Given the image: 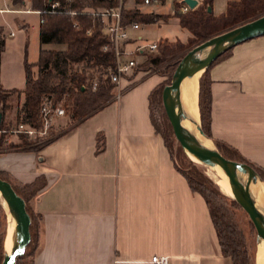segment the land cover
<instances>
[{
	"label": "crops",
	"instance_id": "0c3cea01",
	"mask_svg": "<svg viewBox=\"0 0 264 264\" xmlns=\"http://www.w3.org/2000/svg\"><path fill=\"white\" fill-rule=\"evenodd\" d=\"M1 1L6 5L0 7L5 42L16 33L28 40L38 31L39 43V16L25 12L31 10L24 9L28 0L24 7ZM164 1L152 7L128 0V8L164 16L160 10L169 0ZM198 1V6L204 2ZM227 5V0H213V14L224 15ZM162 23L141 25L128 47L168 39L150 42L139 34ZM181 31L184 40H173L186 44L191 35ZM4 50L5 45L0 65ZM147 54L145 49L141 63ZM155 76L141 79L89 118L67 125L39 152L0 154V171L20 185L40 177L45 182L32 203L38 216L34 264H151L155 256L168 257L169 264H234L221 255L205 199L176 170L153 125L150 95L163 83ZM209 78L213 140L264 169V36L233 48L210 69ZM2 79L0 72L4 90L25 88V83L21 90L6 87Z\"/></svg>",
	"mask_w": 264,
	"mask_h": 264
},
{
	"label": "trees",
	"instance_id": "16d2710c",
	"mask_svg": "<svg viewBox=\"0 0 264 264\" xmlns=\"http://www.w3.org/2000/svg\"><path fill=\"white\" fill-rule=\"evenodd\" d=\"M9 1L14 7H24L25 5V0ZM49 1L28 0V3L31 10L37 11L43 10ZM51 1H59L65 9L76 12L77 15L73 17L69 14L44 15V22L39 29L40 50L38 60L33 64H29L27 61L24 63V90H4L0 85V128L11 129L15 125L23 123L40 129V108L44 100L52 101L54 104L59 103L63 107L68 120L63 121L64 123L58 121L51 127L48 136H54V138L42 142L35 148L26 150L35 153L49 145L67 125H76L89 118L106 107L117 96L115 91L117 86L110 77L111 72L116 69V56L113 51H104V47L110 44V38L105 32L106 23L101 17L81 14L87 11L108 9L114 4L106 0ZM227 1V11L219 17L213 14V0H204L201 6L192 9L187 14L168 16V18L179 19L181 28L187 30L191 35L189 41L186 44L178 41L175 42L176 44L164 40L160 41L158 54H147L145 60L136 69L135 75L141 71L139 70L140 67L145 70L160 69L161 71L162 67L171 61H174L172 65L173 74L187 52L195 46L264 16V0ZM143 2L144 0H136L138 6ZM161 20H163L162 16L144 14L138 7H135L123 11L122 23L124 26L132 23L149 25ZM75 23L77 26H74ZM4 45L5 39L0 28V55ZM45 45L55 46L56 49H43L42 47ZM231 50L224 53L205 70L200 79L199 111L203 126L202 131L227 159L233 160L225 152L230 156L235 155L237 158L233 161L251 166L256 171L259 180L264 182V169L252 165L235 150L213 140L211 131L213 97L209 71L215 64L224 59ZM162 84L150 95L151 116L157 133L161 135L171 153L176 170L187 180L191 190L205 199L219 239L221 255L231 258L234 264H256L257 249L253 254L233 213V209L241 208L240 205L221 193L219 187L207 175L206 166H201L189 158H186L188 159L187 162L180 159L184 168L175 162L169 142V137L174 135L171 124H168L161 131L153 119V101L158 100L160 105L163 104L162 94L166 86H162ZM11 99H14L18 104L15 122L13 123L7 118V113L13 105ZM20 139L21 142L18 147L31 146V142L26 138ZM42 139L38 138V140ZM10 147H17V145L11 144ZM102 148L103 146L99 145V150ZM0 179L10 183L7 179L2 177ZM11 186L17 195L23 199L30 217L31 239L25 248L24 255L17 258L16 264H34V253L38 245V216L32 209V203L45 187V182L40 177L31 184L22 185L21 190ZM6 230L7 214L0 205V264L5 256Z\"/></svg>",
	"mask_w": 264,
	"mask_h": 264
},
{
	"label": "water",
	"instance_id": "95a60500",
	"mask_svg": "<svg viewBox=\"0 0 264 264\" xmlns=\"http://www.w3.org/2000/svg\"><path fill=\"white\" fill-rule=\"evenodd\" d=\"M186 3L191 9H195L199 5L198 0H186ZM262 36H264V16L195 46L180 61L171 84L164 88L162 94L166 115L180 146L189 157L199 164L219 168L222 171L229 183L233 199L247 213L255 227L259 243L264 242V209L251 192V186L260 182L256 171L248 164L227 159L215 144L207 145L196 139L191 134V130L184 125V121L188 120L193 124H197V121L184 110L181 97L183 83L187 77H193L199 72L203 73L224 53L244 42ZM197 129L206 137L200 126ZM0 195L6 205L4 208L0 204L1 207L17 224V228L12 232L14 244L10 253L5 252L1 264H16L17 258L24 255L25 248L31 239L30 217L23 199L17 195L10 183L2 179H0ZM7 231L8 229L4 239V248Z\"/></svg>",
	"mask_w": 264,
	"mask_h": 264
},
{
	"label": "rangeland",
	"instance_id": "374dc122",
	"mask_svg": "<svg viewBox=\"0 0 264 264\" xmlns=\"http://www.w3.org/2000/svg\"><path fill=\"white\" fill-rule=\"evenodd\" d=\"M0 7H6V5H4L1 0H0ZM28 8H30L29 4H27L24 9H28ZM130 9H132V8H130ZM160 11L168 14V15L162 16V18H163L162 21L164 22L161 24L162 26H160V27L154 26L152 28H144L143 30H141L139 32V34H141V35L143 34L145 36V39H147L150 42L157 41V40H160V39L165 38V37L168 39H163L164 41H168V42L174 43V44H176L175 42H177V41L181 42L180 40H184V35H183L181 28H180L179 19L175 18V17H171L173 19L170 21V18H168V16L170 14H172L174 11V0H169L167 2L166 6L164 8H162V10H160ZM165 23L167 25H165ZM176 38H179L180 40H173ZM42 48L43 49H50V50L56 49L55 46H50V45H45ZM39 50H40V48H39V43H38V31L33 32L29 36L28 40H26V37H24L23 33H16V36L13 39L6 38L5 50L3 52L2 62L0 65V72H1V76L3 78L2 80H3V83L5 84L6 87H14L15 89H20V90L24 88V83H25V80H24V63H25V61H27V63H29V64L35 62L37 60ZM155 54H158V53H155ZM173 64H174V61L169 62L168 64H166L162 67L161 71H160V69L145 70L144 68L140 67L139 70H141L140 72H143V73L140 74L139 76L134 75L131 78H129L132 81H130L127 84H125V82H124V84H123L124 89L123 90L126 91L127 88L134 87L135 84H137L141 81V78L143 79V78L153 76V75H156L155 77L161 76L163 78L162 86H167V85L171 84V81H172V78L174 75V73L172 74V71H173L172 65ZM137 72H139V71H137ZM202 75H203V73H202ZM201 77H200V79H201ZM200 79H199V86H200ZM115 91H116V94L118 95L119 93H118L117 88ZM10 101L13 103V105H12L11 110L7 113V118H8V121L10 120V122L13 123V122H15V114H16L18 104L14 99H11ZM60 102L63 103V101H60ZM152 113H153V119H154L157 127L161 131L163 129H165V127L168 126V124H170V121L166 115L164 106H163V104L160 105L158 100L153 101ZM64 118H66V119H64ZM67 120H68V118L66 116H64L63 118H60L59 120H57L56 123H58V121H62V122L64 121L65 122ZM198 126H200L201 128L203 127L202 122H201V118H200ZM189 130L192 131V129H189ZM38 138H43V139L38 140ZM52 138H54V136L49 137L48 134L46 136H43V137H37L36 139L29 140L31 142V146H29V147H27V146H25V147H23V146L10 147V148H8V150L6 152H11V151H15V152L23 151L24 152V151L28 150L29 148H35L36 146L40 145L42 142H44L48 139H52ZM209 140H211V139H209ZM11 141L17 142V140L13 139V138H11ZM169 142L171 144L172 155H173V158L175 159V162L181 168H184L183 165L181 164L180 159H182L184 162H187L188 159H186V158H189L191 160H192V158L189 157L186 154V152L181 148L179 142L177 141V139L174 135H173V137L172 136L169 137ZM212 143L214 144L213 141H212ZM225 154L233 160L237 158L235 155L230 156L226 152H225ZM205 170H206L209 178L211 180H213V182L216 184L217 182L213 178L212 169L205 167ZM0 177L10 181V183H12L11 185H13V187H15L17 190L22 189V185H20L16 180H14L8 173H4V172L0 171ZM216 185L219 187L222 194H224L225 196L234 200L233 195L226 194L222 190V188L220 187V185L218 183ZM233 213H234L235 220H236L237 224L239 225L240 229L242 230L243 234L245 235V237L247 239L248 247L251 248L252 253L254 254L258 245H259V242L257 239V233H256L254 227L252 226V222H251L249 216L241 208L233 209ZM8 215L9 214H7V229H8ZM5 243H6V241H5Z\"/></svg>",
	"mask_w": 264,
	"mask_h": 264
},
{
	"label": "built area",
	"instance_id": "2783aa9c",
	"mask_svg": "<svg viewBox=\"0 0 264 264\" xmlns=\"http://www.w3.org/2000/svg\"><path fill=\"white\" fill-rule=\"evenodd\" d=\"M114 5L108 9H99L96 11L82 12L81 14H90L94 17H101L106 23L105 32L110 38V44L104 47V51H113L116 56V69L111 72L110 77L112 82L117 86L118 97L122 94L123 84L132 81V76L135 75L136 69L142 64L140 57L145 49L148 50V54L159 52V43H153L138 47L136 49H130L129 42L131 41V34L141 29V24L132 23L128 26H124L122 23L123 11L128 8V0H106ZM164 0H144L140 6H152L158 7L164 5ZM192 9L186 3V0H174V11L172 16L178 14H187ZM3 10H0L2 13ZM27 13H35L39 16V24L44 22V15L46 14H69L70 16H76V12L68 11L65 9L59 1H49L48 5L43 10H27ZM74 26H77L75 23ZM13 33L9 34L12 37ZM143 72H139L136 75L139 76ZM135 75V76H136ZM142 79V78H141ZM65 112L61 104H54L52 101L44 100L40 108V121L41 128L36 129L33 126H29L23 123L15 125L14 128L4 129L0 128V154L8 150L11 144H15L18 147L20 144V138H26L27 140H33L37 137L46 136L51 127L57 120L63 118ZM11 138L18 140L12 142ZM168 257L155 256L151 259V264H169Z\"/></svg>",
	"mask_w": 264,
	"mask_h": 264
},
{
	"label": "bare ground",
	"instance_id": "6f19581e",
	"mask_svg": "<svg viewBox=\"0 0 264 264\" xmlns=\"http://www.w3.org/2000/svg\"><path fill=\"white\" fill-rule=\"evenodd\" d=\"M202 76V72L197 73L193 77H187L183 83L182 88V104L183 108L186 112L191 114L193 118L197 121V124H193L192 122L185 120L184 125L192 129L191 134L198 140L206 143L207 145H212V141L201 134L197 127L200 121V111H199V79ZM195 161L194 159H192ZM196 162V161H195ZM198 164V163H197ZM202 166V165H201ZM213 171V178L220 185L222 190L228 194L232 195L229 183L219 168L208 167ZM243 176V175H241ZM216 183V184H217ZM251 192L255 199L259 202L261 207L264 209V185L259 182L258 184H253L251 186ZM0 203L6 208L5 202L0 195ZM17 228V224L15 220L8 215V231L7 238L5 243V252L10 253L12 246L14 244V240H12V232ZM257 264H264V242H260L257 247Z\"/></svg>",
	"mask_w": 264,
	"mask_h": 264
}]
</instances>
